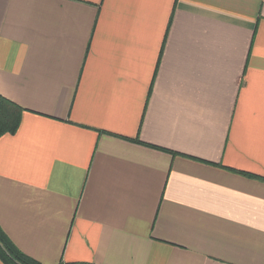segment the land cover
Instances as JSON below:
<instances>
[{"label":"crops","instance_id":"crops-1","mask_svg":"<svg viewBox=\"0 0 264 264\" xmlns=\"http://www.w3.org/2000/svg\"><path fill=\"white\" fill-rule=\"evenodd\" d=\"M0 94L40 264H264V0H0Z\"/></svg>","mask_w":264,"mask_h":264},{"label":"trees","instance_id":"trees-1","mask_svg":"<svg viewBox=\"0 0 264 264\" xmlns=\"http://www.w3.org/2000/svg\"><path fill=\"white\" fill-rule=\"evenodd\" d=\"M26 109L0 94V137L15 133L20 126L21 117ZM0 260L4 264H40L27 255L10 239L0 226ZM60 264H93L89 262H70Z\"/></svg>","mask_w":264,"mask_h":264}]
</instances>
